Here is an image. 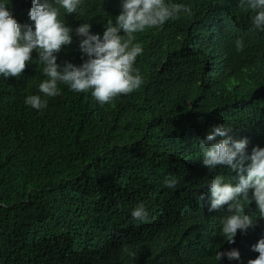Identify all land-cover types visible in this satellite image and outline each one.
Listing matches in <instances>:
<instances>
[{
  "label": "trees",
  "instance_id": "16d2710c",
  "mask_svg": "<svg viewBox=\"0 0 264 264\" xmlns=\"http://www.w3.org/2000/svg\"><path fill=\"white\" fill-rule=\"evenodd\" d=\"M165 2L191 14L134 34L144 84L111 104L63 84L60 95L44 96L48 77L35 51L19 78L0 76V264H247L258 256L252 246L264 238V218L255 201L244 202L253 225L232 244L221 235L229 206L210 210L205 187L217 174L235 183L236 174L203 166L200 140L222 123L233 139L247 138L248 154L264 147V32L239 0ZM0 3L32 23L31 0ZM60 11L73 31L57 63L79 66L87 57L75 29L88 23L102 37L121 0ZM30 95L47 106L26 105ZM171 175L174 188L165 185ZM141 203L143 222L131 216ZM230 250L239 259H215Z\"/></svg>",
  "mask_w": 264,
  "mask_h": 264
},
{
  "label": "clouds",
  "instance_id": "9594fccd",
  "mask_svg": "<svg viewBox=\"0 0 264 264\" xmlns=\"http://www.w3.org/2000/svg\"><path fill=\"white\" fill-rule=\"evenodd\" d=\"M82 0H31L28 18L31 24H21L6 6L0 3V76L19 78L32 60L33 51L38 53L39 62L44 65L43 73L48 77L39 84V91L46 97L61 94L63 84L76 93L91 91L93 98L101 105L111 104L118 97L138 90L144 80L134 68L136 58L143 48L133 43L135 33L146 28L162 27L168 20L177 18L181 12L191 14V8L182 4H168L165 0H121V11L115 23L108 22L102 37L91 34V25L83 23L75 29L79 49L87 57L76 66L68 61L57 63L55 53L72 43V29L61 19V11L77 13ZM239 8L252 13V24L264 32V0H239ZM123 32V35H121ZM237 51H243L244 43L236 41ZM25 104L40 110L47 101L39 95L26 97ZM230 127L224 124L212 126L200 140L202 164L209 170L218 166L235 173V183L226 182L224 175L217 174L206 184L210 192V210L228 205L231 213L222 219L221 235L229 243H235L237 232L246 231L253 225V218L246 214L245 203L255 201L258 213L264 218V147L254 146L246 152L247 138L233 139ZM179 178L171 175L165 180L168 188H174ZM251 190V197H249ZM203 193L198 194V199ZM243 201V202H242ZM136 221H146L148 213L141 203L131 212ZM252 251L258 253L247 264H264V238L259 239ZM223 256L239 259L237 250L217 251L215 259Z\"/></svg>",
  "mask_w": 264,
  "mask_h": 264
}]
</instances>
